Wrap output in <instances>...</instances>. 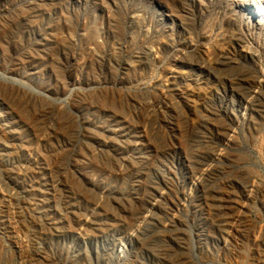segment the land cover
<instances>
[{
  "label": "rangeland",
  "instance_id": "rangeland-1",
  "mask_svg": "<svg viewBox=\"0 0 264 264\" xmlns=\"http://www.w3.org/2000/svg\"><path fill=\"white\" fill-rule=\"evenodd\" d=\"M0 264H264V0H0Z\"/></svg>",
  "mask_w": 264,
  "mask_h": 264
}]
</instances>
